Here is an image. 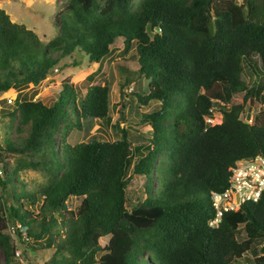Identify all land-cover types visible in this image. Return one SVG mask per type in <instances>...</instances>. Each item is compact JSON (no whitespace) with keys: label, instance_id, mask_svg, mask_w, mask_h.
Returning a JSON list of instances; mask_svg holds the SVG:
<instances>
[{"label":"trees","instance_id":"trees-1","mask_svg":"<svg viewBox=\"0 0 264 264\" xmlns=\"http://www.w3.org/2000/svg\"><path fill=\"white\" fill-rule=\"evenodd\" d=\"M52 23L57 34L43 42L0 8V93L38 86L63 58L98 63L83 93L64 79L49 105L17 95L0 111V184L10 188L0 210L6 264L16 248L8 226L23 250L53 248L54 264H264V242L257 245L264 191L208 224L210 194L228 187L234 163L264 157V0H65ZM119 42L123 60L147 80V92L134 95L161 102L162 111L138 120L151 125L154 140L119 123L121 138L100 135L110 86L96 72ZM255 57L263 79L249 86L244 68L253 69ZM251 99L259 109L249 122L242 114ZM214 106L222 119L210 125L204 116ZM82 121L97 122L96 132L71 144ZM154 141L152 149L138 147ZM23 169L46 178L29 189ZM155 172L168 180L165 196L128 201L131 175ZM71 198L80 201L70 207Z\"/></svg>","mask_w":264,"mask_h":264},{"label":"rangeland","instance_id":"rangeland-1","mask_svg":"<svg viewBox=\"0 0 264 264\" xmlns=\"http://www.w3.org/2000/svg\"><path fill=\"white\" fill-rule=\"evenodd\" d=\"M64 2L65 0H0V8L8 13L12 21L22 23L28 28L33 29L43 42H47L57 34L52 19ZM122 48L121 42L116 43L109 55L101 61L99 70L96 72L95 80L98 82L107 81L110 86L109 117L106 122L104 121L105 132H100V135L102 134L109 140L121 138L120 128L115 127L116 123H119V127H126L130 134L138 135L140 133L147 139L154 140L151 125L141 124L138 120L141 113L150 111L151 109L157 112L162 111V108H155L161 105V102L158 99H149L145 104L134 95V93L147 92V80L143 74L140 75L137 72L138 65L135 62L123 60L124 56H128V53H124ZM78 59H80L81 63L77 66L71 65V61L68 58L61 59L58 65L59 69L54 74L47 75L36 87L29 84V87L21 91L11 88L0 93V111L2 107L11 104L17 95L18 97L32 100L39 98L42 102L49 105L55 99V92L64 79H68L72 84H76L83 93L84 87L88 84L85 77L98 68V63L92 62L84 56H78ZM123 65L128 67L129 73L124 70ZM243 78L249 86L263 79L259 57H255L253 69L245 66ZM124 93H126L125 96ZM128 97L131 99L128 100ZM248 107L243 112L242 117L250 122L252 115L259 109V103L253 100L249 119H247ZM220 120L221 117H217L215 122L219 123ZM82 123H84V128L80 130L74 129L70 133L68 142L71 144L87 141L96 132L97 122L82 121ZM59 136V133L55 136L57 142H59ZM156 144L159 145V142H143L138 147L143 149L151 146L152 149ZM145 155H148V152ZM17 157H19V154H14L10 157V160L13 161ZM158 159L160 161V156ZM45 178V174L39 170L23 169L19 172V179L29 189L43 183ZM167 181V178L160 172L152 173L148 179L143 174H132L127 189L128 201L145 203L144 199L147 195L152 197L157 194L158 198L165 196L162 194V189ZM16 184L20 185L17 180ZM9 189V185L6 186L5 190L0 184V210L2 209V197ZM79 201V199L71 198L69 200L70 207L78 204ZM14 230L12 226H8L5 230L10 235L12 243L16 245L13 260L9 264H54L55 251L53 248L36 246L35 248L23 250L22 244L18 242V237ZM24 230L22 229V231ZM263 242L264 239H260L257 241V245L261 246ZM29 245H33V243L30 242ZM56 256L58 255L55 254V258ZM0 264H6L5 255L1 247Z\"/></svg>","mask_w":264,"mask_h":264},{"label":"built area","instance_id":"built-area-1","mask_svg":"<svg viewBox=\"0 0 264 264\" xmlns=\"http://www.w3.org/2000/svg\"><path fill=\"white\" fill-rule=\"evenodd\" d=\"M55 70H57L55 68ZM205 117L208 124H214L216 114L214 106ZM264 191V157L256 155L237 160L231 168L228 187L220 192H211L210 200L215 215L208 221L210 226L217 225L225 211L237 208L245 201H256Z\"/></svg>","mask_w":264,"mask_h":264},{"label":"water","instance_id":"water-1","mask_svg":"<svg viewBox=\"0 0 264 264\" xmlns=\"http://www.w3.org/2000/svg\"><path fill=\"white\" fill-rule=\"evenodd\" d=\"M151 29H153V26H151ZM252 104H253V99L250 100V104H249L248 112H247V119H249V117H250V111L252 108Z\"/></svg>","mask_w":264,"mask_h":264},{"label":"clouds","instance_id":"clouds-1","mask_svg":"<svg viewBox=\"0 0 264 264\" xmlns=\"http://www.w3.org/2000/svg\"><path fill=\"white\" fill-rule=\"evenodd\" d=\"M211 108H212V107H211ZM218 112H219V110H218ZM209 114H210V113H209ZM207 115H208V114H207ZM207 115L204 116V119H205V117H206ZM217 117H221V119H222V113H221V112L217 113V114H216V118H217ZM205 121H206V120H205ZM220 121H221V120H220ZM206 123H207V122H206ZM207 124H208V123H207ZM214 124H216V123H214ZM210 125H211V124H210ZM212 125H213V124H212Z\"/></svg>","mask_w":264,"mask_h":264}]
</instances>
